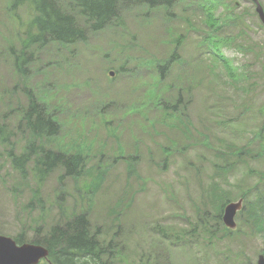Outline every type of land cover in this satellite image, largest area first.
I'll return each mask as SVG.
<instances>
[{"label":"rangeland","instance_id":"374dc122","mask_svg":"<svg viewBox=\"0 0 264 264\" xmlns=\"http://www.w3.org/2000/svg\"><path fill=\"white\" fill-rule=\"evenodd\" d=\"M230 8L237 15H229ZM32 16L26 7L14 9L13 0H0V119L10 105L24 104L21 87L37 88V104L59 125L57 138L45 141L43 149L79 153L83 166L77 177H61L59 167L40 181L30 162L22 176L7 153L20 155L31 142L11 123L9 143L0 140V235L23 232L29 240L37 226L44 235L54 224L84 215L91 233L99 229L104 250L97 264H139L143 258L149 259L146 264H254L264 254L259 208L258 229L238 225L249 221L248 214L254 218V204L264 201V25L252 1L176 0L167 11L140 8L121 15L119 24L89 33L85 43L30 45L24 84L3 48L17 36L14 48L21 50V40L33 31ZM217 50L246 73L241 85L226 76L221 61L217 64ZM173 53L178 63L160 78L148 61ZM176 78L179 86L165 93ZM181 85L184 93L177 92ZM146 88L160 99L180 95L179 120L168 117L162 123L154 104L145 113L138 106L140 112L119 116ZM14 89L11 98L17 102L11 99L4 109ZM172 140L175 157L166 156L163 166L159 146ZM239 199L237 233L229 236L220 224L205 245L193 249L161 240L165 232L159 228H168L171 236Z\"/></svg>","mask_w":264,"mask_h":264},{"label":"trees","instance_id":"16d2710c","mask_svg":"<svg viewBox=\"0 0 264 264\" xmlns=\"http://www.w3.org/2000/svg\"><path fill=\"white\" fill-rule=\"evenodd\" d=\"M256 1L264 11L261 0ZM252 3L256 6L254 2ZM24 4L33 13L29 21V26L33 31H31L29 36H25V40H21V50H15L16 43H12L7 52L12 57L14 70L21 74L22 82L25 84L27 77L30 75L27 68L32 60L29 54H27L30 45L40 48L39 45L48 42L60 44L85 42L89 33L101 31L114 23L119 24L121 15H129L134 9L140 8L147 10H161L163 8L167 11L176 4V0H67L66 4L57 0H13V7ZM232 14L236 13L230 8L229 15ZM217 29L221 30L220 27ZM249 29L250 27H248ZM13 38L19 39L17 36ZM227 40L234 41V38L229 36ZM178 42L179 40L175 42V45ZM216 46L213 42V47ZM245 50L250 52L249 48ZM219 51L217 50V54H214L215 60L218 59L217 64L221 61V66L225 68L226 76L235 81L236 84L241 85L242 81L246 79V73L238 67H232L229 64L230 61L223 59ZM154 59L155 57H152L148 61V65L152 69L157 68L160 71V78L165 70L168 73L170 67L178 63V57L174 53L160 62ZM178 80L179 78H176L175 82L165 87L164 92L166 93V90L172 91L174 88L176 90V87L179 86L176 84ZM159 81L160 79L157 81L155 88ZM135 86L138 87L139 83H136ZM15 90L9 93L10 98L6 101V104L11 99H14L11 97L13 94H16ZM185 90V87L181 85V89L177 92L184 93ZM21 96L25 99L24 104H22L23 107L22 105L20 107L10 105L9 108L11 110H9V113L0 119V140L3 143H9L6 136L8 133L7 127L11 123L13 125L16 124L19 130L25 131L30 138L31 145L29 148L24 147L20 155L15 154L13 151L7 153V157L13 168L25 177L27 165L31 162L33 165V176H38L41 179L40 181H43L52 171L59 167L64 169L61 177L67 176L73 178L79 176L83 166L79 153L78 155H65L64 153H56L43 149L45 141L57 138L59 125L56 123L53 115L48 114L41 105L37 104V99H40L39 93L35 89L23 87L21 89ZM142 100L141 104H131L119 116L122 113L140 112L139 107H143L145 110L146 107L154 104L156 108L162 109L165 116L174 117L176 120H179L180 112L178 108L183 106L180 95H177V99L176 95L175 99L165 97L160 99L159 94L154 90H146L143 92ZM116 111L119 112V110ZM185 137L188 139V135ZM171 144L175 145L176 141L172 140ZM10 146L14 149L13 143ZM34 147L36 150L33 149ZM160 149L165 156L171 153L170 148ZM166 162L167 160L163 161L164 165H166ZM223 205H221L217 216H208L207 214L201 216L198 214L199 208L196 213L197 216L201 217L195 219L193 223H188V220V226L184 230L176 233L175 229L171 236L169 235L168 228H159V230L165 232L162 240L172 239L175 245L176 240H178L181 242L180 246L183 245L189 249L201 246L202 244L205 245L209 241L212 232L220 224L222 225L221 215ZM201 206H204V204ZM208 207H212L210 202L208 203ZM257 208H259L260 216L264 218V201H259V205L254 204L253 207L254 218H251L250 214H248L249 221L242 223L240 220L238 223L241 230H244L242 228L243 225L249 224H253L254 228L258 229L259 224L256 219ZM205 219L207 220L204 223ZM36 228L34 235L29 240L23 232L11 238L19 245L30 243L45 247L48 251V259L39 264H97V260H99L101 253H103L104 249L99 245L97 238L99 229H96V233H91L88 221L84 215H77L62 224H54L44 235L41 232V226H37ZM239 228L233 231L228 230V235L231 236L233 233H237ZM147 261L149 259L143 258L139 264H146Z\"/></svg>","mask_w":264,"mask_h":264},{"label":"water","instance_id":"95a60500","mask_svg":"<svg viewBox=\"0 0 264 264\" xmlns=\"http://www.w3.org/2000/svg\"><path fill=\"white\" fill-rule=\"evenodd\" d=\"M256 12L261 23L264 25V12L256 0ZM242 200L230 202L223 209L222 221L230 229L236 226L235 217L241 210ZM48 251L42 246L21 245L8 237L0 236V264H37L39 260L45 258ZM254 264H264V256L259 255Z\"/></svg>","mask_w":264,"mask_h":264}]
</instances>
